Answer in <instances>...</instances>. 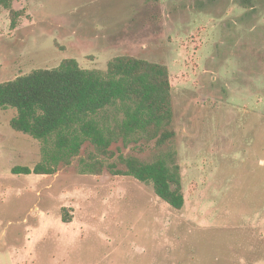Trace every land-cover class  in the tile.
<instances>
[{
  "label": "rangeland",
  "instance_id": "rangeland-1",
  "mask_svg": "<svg viewBox=\"0 0 264 264\" xmlns=\"http://www.w3.org/2000/svg\"><path fill=\"white\" fill-rule=\"evenodd\" d=\"M10 9L20 11L10 27ZM0 7V82L73 58L104 73L115 56L167 67L170 128L100 155L85 141L50 175L44 142L0 108V264H264V0H15ZM104 123L121 119L118 107ZM179 167L184 204L114 175L120 156ZM102 163L100 174L83 173ZM69 218L68 222L63 217Z\"/></svg>",
  "mask_w": 264,
  "mask_h": 264
},
{
  "label": "trees",
  "instance_id": "trees-1",
  "mask_svg": "<svg viewBox=\"0 0 264 264\" xmlns=\"http://www.w3.org/2000/svg\"><path fill=\"white\" fill-rule=\"evenodd\" d=\"M15 0H0V7L10 9ZM20 11L10 9V27L16 26ZM171 84L165 65L131 55L115 56L108 61L104 73L80 68L73 58L63 59L51 69H35L0 82V108L12 107L16 115L10 120L12 129L44 142L54 136L52 149H43V162L13 166L11 173L50 175L55 166L76 156L85 141L107 158L114 153L113 142L124 144L137 137L161 144L169 140L172 109ZM118 107L121 119L109 126L102 113ZM109 164L111 174L131 176L150 183L154 194L174 209H181L184 197L179 167L165 157L142 160L134 155L120 156ZM102 163L85 164L83 173L100 174ZM64 222L69 218L64 216Z\"/></svg>",
  "mask_w": 264,
  "mask_h": 264
}]
</instances>
